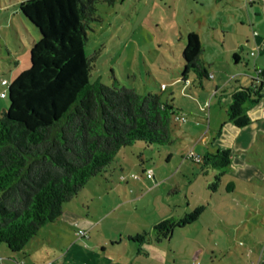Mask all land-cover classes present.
<instances>
[{"label":"trees","instance_id":"obj_1","mask_svg":"<svg viewBox=\"0 0 264 264\" xmlns=\"http://www.w3.org/2000/svg\"><path fill=\"white\" fill-rule=\"evenodd\" d=\"M114 0H21L18 10L38 32L29 48V66L13 78L0 113V245L20 251L39 229L56 220L62 206L135 142L171 143L175 111L158 93L98 83L87 86L95 56L86 57L90 23L99 21L97 4ZM202 48L194 32L181 50V80L192 73L195 86L208 80ZM258 86L235 90L228 120L241 128L250 123L247 108L259 98ZM229 150L204 156L201 167L224 168ZM189 159V158H188ZM191 160V159H190ZM220 173L209 185L214 190ZM204 206L180 218L155 222L136 242L167 239L175 228L195 222Z\"/></svg>","mask_w":264,"mask_h":264},{"label":"crops","instance_id":"obj_2","mask_svg":"<svg viewBox=\"0 0 264 264\" xmlns=\"http://www.w3.org/2000/svg\"><path fill=\"white\" fill-rule=\"evenodd\" d=\"M189 7L198 24L184 30L185 38L187 33H196L202 48L205 35L221 64L216 66L215 62H210L213 67L210 70L202 48L201 60L207 69L208 81L198 88L193 75L187 76V85L180 74L171 80L169 102L175 113L186 116V121L172 122V141L165 145L164 156L170 162L174 155H183L190 150L202 159L228 149L230 156L226 167L205 166L201 167V172L206 174L212 169L213 175L222 174L216 188L224 185L226 192L240 195L242 192L238 190L237 182H264V165L260 164L264 160V0L251 3L245 0H191ZM184 45L185 42L179 49V65ZM251 50L255 51L254 55L250 54ZM255 67L261 70L260 96L247 108L250 123L238 128L227 117L231 95L235 90L251 85ZM12 79L7 80L8 83ZM162 84L164 88L160 90L165 91L167 86ZM2 91L7 92V86L0 80ZM5 98L0 97V113L7 107L3 101ZM144 148L152 149L151 145L144 147L134 143L118 150L104 171L89 179L71 200L63 204L61 215L43 225L20 251L11 252L5 245H0L5 250L3 256L0 255V264H235L232 261L237 257L232 242V237L236 239L235 227H231V233L228 230L223 232L222 227L216 225L198 227L194 223L199 222L201 215L192 224L180 227L188 228L185 234L180 233L181 237L175 238L172 231L169 238L159 242L130 239L142 232L151 237L153 224L162 218L174 217L175 213V205L168 197L177 192L173 193L175 190L170 184L163 188L167 177L155 180L153 174V179L147 178L148 181L136 184L133 183L136 179L132 178L130 183L125 177V167L130 165L145 170ZM184 160L189 159L183 157L179 167ZM133 187L143 188V192L135 196L121 194L127 188L132 193ZM156 188H159L158 192L147 201L142 217L128 222L131 213L137 214L132 212L136 209L135 203ZM160 189L166 194L160 193ZM151 213L153 215L147 222L142 221ZM105 221L110 224L105 226ZM121 223L127 225L121 226ZM77 229L85 230L87 237H78L75 234ZM243 263L247 264L245 260ZM256 264H264V242Z\"/></svg>","mask_w":264,"mask_h":264},{"label":"rangeland","instance_id":"obj_3","mask_svg":"<svg viewBox=\"0 0 264 264\" xmlns=\"http://www.w3.org/2000/svg\"><path fill=\"white\" fill-rule=\"evenodd\" d=\"M20 1L0 0V80L4 78L9 81L29 66L30 45L39 37L36 28L26 21L18 10ZM190 1L114 0L110 5L99 2L96 11L99 21L90 23L84 43L85 56H95L87 86L98 83L110 86L116 83L119 86L133 88L139 94L158 93L162 100L170 101L172 96L170 82L180 74L179 49L183 42H186L184 30L190 28L192 24H195V27L198 24L194 20L196 15L188 9L191 8ZM178 37L181 38L180 41ZM202 48L203 57L209 63L210 70L213 69L210 62H215L216 66L221 64L205 35L202 38ZM187 76L191 77L192 73H188ZM162 83L167 86L165 91L160 90ZM3 101L8 105L7 97ZM135 143L144 147L148 145L144 142ZM151 148V150L143 149L146 155L145 169L152 170L155 180L167 177L168 180L165 181L166 185L163 184L165 185L163 188L170 184L175 190L173 193L177 192L168 197L175 205L174 218L182 217L199 205L204 206L199 222L194 225L198 227L216 225L222 227L223 232L228 230V233L233 232L230 229L234 226L233 233L236 239L232 237V242L235 244L234 254L237 257L232 258V261L235 264H245L243 260L247 264L250 261L256 264L264 242V182H237V188L242 192L240 195L226 192L224 185L216 188L217 190H212L209 185L217 175H213L212 169L206 174L202 173L201 163L190 159L184 160L185 163L179 167L185 153L179 156L174 155L171 161L167 162L163 152L166 149L165 145L153 144ZM260 164L263 166L264 160L260 161ZM124 173L130 183L133 174L139 176V178H133L136 179L133 180L134 184L148 181L139 166L125 167ZM225 178L229 177L225 176ZM133 188L132 193L130 188H127V191L121 194L135 196L143 190L139 187ZM158 189L152 190L146 197L135 203L136 209L132 208V212L136 211L138 215L131 213L132 217L128 219V222L137 221L138 216L142 217L147 201L155 196ZM161 189L160 193L166 194ZM247 190L248 194H246ZM252 190L253 194L250 193ZM186 194L187 197H185ZM186 200L188 206H186ZM152 215L153 213L142 221L147 222ZM109 224L110 221H105V226ZM187 229V227L176 228L173 230L174 237H181L180 233L185 234L188 232ZM3 251L5 250L0 247L1 256ZM4 262L7 261L4 260Z\"/></svg>","mask_w":264,"mask_h":264},{"label":"built area","instance_id":"obj_4","mask_svg":"<svg viewBox=\"0 0 264 264\" xmlns=\"http://www.w3.org/2000/svg\"><path fill=\"white\" fill-rule=\"evenodd\" d=\"M255 1H260V0H245L246 3H251V2H255ZM254 34H256V32H253ZM250 54L251 55H254L255 54V51L254 50H251L250 51ZM261 70L258 69V68H254V72L251 76V85L252 86H255L257 87L259 82L261 81ZM209 77H212V75L210 74ZM1 84L3 85H6L8 87L9 83L6 79H2L1 80ZM184 84L187 85L188 84V80L185 79L184 80ZM160 88L163 89L164 88V85L163 84H160ZM5 94L6 92L5 91H2L0 92V97H5ZM208 104L206 103L205 106H207ZM173 121H176V122H185L186 121V116L184 114H181V113H174L173 114ZM185 158H189L193 161H196L198 162L199 161V157L193 153L192 151H187L184 155ZM143 175L146 177V178H149L151 179L153 177V173H152V170L151 169H145L143 170ZM133 178H139V176L133 174L132 175ZM75 234L78 236V237H87V233L85 230L83 229H77Z\"/></svg>","mask_w":264,"mask_h":264}]
</instances>
